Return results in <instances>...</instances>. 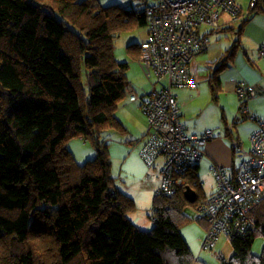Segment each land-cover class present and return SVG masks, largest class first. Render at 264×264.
I'll use <instances>...</instances> for the list:
<instances>
[{"label":"trees","instance_id":"obj_1","mask_svg":"<svg viewBox=\"0 0 264 264\" xmlns=\"http://www.w3.org/2000/svg\"><path fill=\"white\" fill-rule=\"evenodd\" d=\"M146 6L0 0V264L197 261L180 230L189 221L184 208L202 198L197 165L179 174L185 183L173 194L154 195L153 227L140 230L128 217L135 201L111 172V135L101 137L128 133L116 113L135 92L129 63L115 59L114 43L125 30L145 25L149 33ZM250 10L264 14V0L250 1ZM241 21L216 30L240 35ZM130 49L137 61L139 44ZM233 54L225 53L210 76L212 91ZM135 101L144 115L141 98ZM74 137L91 141L93 159L76 160L68 148ZM185 186L196 192L193 203ZM249 215L254 229L228 239L233 252L221 264H264V245L259 256L252 253L256 236L264 239V199Z\"/></svg>","mask_w":264,"mask_h":264},{"label":"built area","instance_id":"obj_2","mask_svg":"<svg viewBox=\"0 0 264 264\" xmlns=\"http://www.w3.org/2000/svg\"><path fill=\"white\" fill-rule=\"evenodd\" d=\"M255 1L251 0V4ZM239 14L233 0L147 2L144 15L149 33L139 44L137 63L150 88L140 97L131 94L132 99L141 98L148 122V137L139 151L140 158L149 168L154 167L159 156L164 159L155 195H171L183 186L185 181L179 174L202 159V146L214 137L212 129L201 134L186 133L176 96V90L194 85L190 62L209 45L208 36L199 29L231 25ZM258 53L264 58V44ZM234 89L241 100L239 111L258 121V128L249 138V157L241 161L234 179L227 176L223 166H211L216 191L202 197L194 209V217L207 223L202 248L216 257L214 247L222 235L229 239L254 229L249 212L264 199V123L249 112L247 105L258 91L244 81H235ZM149 178L147 174L146 179Z\"/></svg>","mask_w":264,"mask_h":264},{"label":"crops","instance_id":"obj_3","mask_svg":"<svg viewBox=\"0 0 264 264\" xmlns=\"http://www.w3.org/2000/svg\"><path fill=\"white\" fill-rule=\"evenodd\" d=\"M233 1L239 7L240 13H242L243 17L242 19L240 18V20H245L242 27V32L239 35L237 48L238 50H245L244 55L246 56L248 62L247 64L244 62L241 63L243 67L239 68L237 60H234L237 57L235 55L238 50H236L233 61L230 63V65H232V69L236 68L234 73L239 78V80L231 81V79L227 80L225 78H219V74L223 71L222 69L218 73V91L214 92L212 91V85H210L209 83L210 76L208 79L205 77L204 80L199 78L196 70H193V66L189 65L190 72L195 78L194 85L176 90L180 120L185 126L186 133L201 134L206 129H212L214 132V137L202 146L204 156L196 163V172L199 180L198 194L201 195V197L211 195L216 191V181L211 172L212 165L223 166L225 168L227 176L232 179L235 178L239 164L242 160L249 157V138L251 134L258 128V121L250 120L251 122L247 123L249 126V131L246 132L245 135L241 136L240 132H238L237 130L238 126L236 124V121L238 119V115H236V110L238 98L234 89L235 81H244L250 86L254 85L252 86L253 88L257 89V91L262 92V94L260 93L259 96L256 95L255 98H252L248 101L250 112L253 113L259 121H262L259 115L263 113V109L261 107L264 106V58L259 56L258 49L261 44H264V14L259 13L258 15H253V12H250L251 0ZM240 20L232 24V26H236L240 22ZM199 31L202 34H207L209 38V45L203 52L208 51L211 46L210 37L208 34L209 32H207L205 29L203 30V28H201ZM146 38L147 35L145 39ZM243 41L249 44L245 45ZM249 54L251 58L255 59L254 62H250V59L248 57ZM216 56L217 55L215 54L211 58H216ZM193 59L191 60L190 64L194 63ZM135 64L138 66L137 61L135 62ZM135 64H129L127 73L128 80L131 84V90L139 96H143L149 90L150 84L145 77L140 76V72L139 70H137V68H135ZM138 68L140 69L139 66ZM136 71H138L139 73ZM139 103V101L131 102L128 95L121 108L124 115L129 113L131 118H139V120L133 119V121H131L133 122V124H135V128L130 124L128 126L124 122V119L122 117L120 118V120L125 125V127H128L126 128L129 129L131 135L134 136V138H139L136 140V143L140 141L144 145L148 137L147 120L139 109ZM241 114L243 116L245 115L243 113ZM244 117H246V115ZM132 141L134 142V140H131V142ZM127 154L128 152L126 153V151L122 153V160L126 158ZM121 158H119L120 161ZM141 167L143 168L142 165ZM154 167L157 168V164H155ZM142 172L145 175L146 168H144ZM156 179L158 180L157 174ZM121 185L123 190H125L126 187L129 188L130 192H132L135 188L132 183H122ZM188 206L190 207V209L187 210L186 216L190 217V219H194V221H197V224L199 225V228L196 227L195 230V241L197 242V245L196 247H194V250H197V248L199 247L197 255H195V252L192 248L190 249L192 253L197 257V261L200 260L201 262L202 259V264H207L206 262L208 261H204L205 259H203L204 252L202 250V241L207 223H205L204 221H198V218L194 217L195 208H193L191 205ZM189 223L190 222L188 221L184 226H187V224ZM183 227H181L180 230L183 237L185 238V234L182 231Z\"/></svg>","mask_w":264,"mask_h":264},{"label":"rangeland","instance_id":"obj_4","mask_svg":"<svg viewBox=\"0 0 264 264\" xmlns=\"http://www.w3.org/2000/svg\"><path fill=\"white\" fill-rule=\"evenodd\" d=\"M147 2L150 3V2H153V0H148ZM147 2L143 0H135V1L134 0H100V5L105 7L109 5L120 4V5L126 6L127 8L131 10L134 9L136 11H140L141 9H143V7L145 6ZM258 14L259 13H256V12L253 13V15H258ZM201 28L209 32L208 34L210 37L211 46L208 51H205V52H202L196 55L194 57L195 59H193L194 63L190 65L193 66V70H196V73L198 74L199 78L204 80L205 77L208 79L209 76H213L214 69L218 66L220 59L223 57L225 53H230L231 50L232 51L238 50L237 44L236 46H233V45L235 44V41L238 40L239 35L233 32L232 30H227V29L226 30H211L209 27H205V26ZM118 34L119 35L115 38V43H114L115 44L114 45L115 59L119 62L129 61V64L130 63L135 64L136 62V58H134L135 54L132 53L130 47L132 48L133 45L136 46V44L141 43L145 39L147 35V26L144 25V26H140L135 29H132V30H125ZM132 43H135V44H132ZM243 43L245 42L243 41ZM248 44L249 43L247 42L245 43V45H248ZM244 51L239 49L235 55L237 57L234 60H237V63L239 64L238 65L239 68L243 67L241 63L244 62L247 64L248 62L246 56L244 55L245 53ZM215 54L217 55L216 58H211ZM248 57L250 59V62L255 61L254 58H251L250 54L248 55ZM135 66H136L135 68L139 70L140 76L144 77L143 72H141V70L138 68L136 64ZM223 68H224L223 71L219 74V78H225L227 80L231 79V81L239 80V78L234 73L236 68L232 69V65L230 64ZM83 81H84V86L86 88L85 78ZM144 81H145V78H144ZM260 93L262 94V92L258 91L257 96H259ZM129 100L131 102H134V99H132V96L129 97ZM123 103L121 104L120 109L116 113V117L118 119L122 117L124 119V122L128 126L130 124L132 125V127H134L135 124H133V122L131 121H133V119L139 120V118L137 117L131 118L129 113L124 115L123 110L121 109ZM237 103H238L237 110H236V115H238L237 117L238 119L236 121V124L238 126L237 130L238 132H240V135L243 136L245 135L246 132L249 131V128H248L249 126L247 123L251 121L250 119H247L246 117H244L245 115L243 116L241 112L239 111V106L241 103V100L239 98H238ZM261 108L263 109V113L260 114L259 117L262 120L261 122L263 123L264 122V106H262ZM105 134L111 135L110 136L111 139L107 142L110 144L109 151L111 153L112 175L117 178L118 183L120 184L132 183V185L135 187L132 192H130L129 188H126V187H125V190L122 189L125 193H127V195H129L130 197L134 199L135 205H136V208L130 213H128V217L138 229L150 230L154 224L153 217H151V213L153 211L152 210L153 209V198H154L155 191L159 187V175H160V170H161L164 159L162 160V156H159L157 160L155 161V164H157V168L155 167L149 168L139 156V151L143 143L140 141L136 143V140L139 138H134V136L131 135V132L129 131V129H128V133L126 134L117 133L116 131H111V132L106 133L105 131L102 133L101 137L106 138ZM130 140H134V142L132 141L130 142L131 143L130 144L129 143ZM68 148L72 152L76 160L80 163H84L87 160L93 159L96 155L95 148L93 147V144L91 143V141H84L79 137H74V138L69 139ZM124 151H126V153L128 152V154L126 155V158L122 160L121 155L122 153H124ZM119 158H121V161ZM141 165L143 166V168L141 167ZM144 168H146V174H149L151 176L149 180L145 179L146 174L144 175L142 172ZM156 174L158 175V180L156 179ZM189 222L190 223L187 224V226H184V225H183L184 227L182 226L183 227L182 231L184 232L185 238L187 239L186 240L184 238L187 245L190 246V248L194 250V247H196L197 245V242L195 241V230H196V227L199 228V225L197 224V221H194V219L192 218L190 219V217H189ZM263 245H264L263 237L261 235H257L252 245V253L256 256H259ZM198 250H199V247L197 248V250H194L195 255H197ZM215 251L220 254V257L213 256L210 252L203 250L204 252L203 259H205L204 261L206 260L208 261L206 262L207 264H221V258L228 259L232 255L233 250H232L231 244L225 235H222L217 240ZM194 264H202V259H201V262L200 260L195 261Z\"/></svg>","mask_w":264,"mask_h":264},{"label":"water","instance_id":"obj_5","mask_svg":"<svg viewBox=\"0 0 264 264\" xmlns=\"http://www.w3.org/2000/svg\"><path fill=\"white\" fill-rule=\"evenodd\" d=\"M184 196L187 199V201L189 203H193L196 200V192L193 188L189 187V186H185L184 189ZM190 209L189 206H187L186 208H184V213L187 214V210Z\"/></svg>","mask_w":264,"mask_h":264},{"label":"clouds","instance_id":"obj_6","mask_svg":"<svg viewBox=\"0 0 264 264\" xmlns=\"http://www.w3.org/2000/svg\"><path fill=\"white\" fill-rule=\"evenodd\" d=\"M241 16H242V15L239 14V19H238L237 21L240 20ZM237 21H235V22H237ZM235 22H234V23H235ZM234 23H232V24H234ZM232 24H231V25H232ZM231 25H228V26H231ZM228 26H224V27H221V28H226V27H228ZM216 29H218V28H216ZM216 29H211V30H216ZM206 35H207V34H206ZM143 41H144V40H143ZM139 44H140V43H139ZM200 53H201V52H200ZM194 57H195V56H194ZM157 189H158V188H157ZM154 195H155V194H154Z\"/></svg>","mask_w":264,"mask_h":264}]
</instances>
